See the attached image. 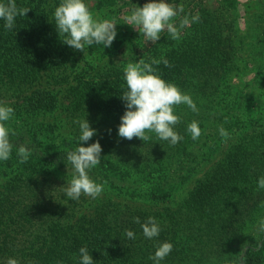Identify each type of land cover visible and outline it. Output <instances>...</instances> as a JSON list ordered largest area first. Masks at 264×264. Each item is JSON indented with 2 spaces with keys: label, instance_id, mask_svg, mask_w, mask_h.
Returning a JSON list of instances; mask_svg holds the SVG:
<instances>
[{
  "label": "trees",
  "instance_id": "1",
  "mask_svg": "<svg viewBox=\"0 0 264 264\" xmlns=\"http://www.w3.org/2000/svg\"><path fill=\"white\" fill-rule=\"evenodd\" d=\"M51 1L15 0L29 11L16 17L11 30L0 19V98H9L3 104L14 109L6 122L13 149L0 161V264L10 257L19 264H81L84 246L94 264H154L149 257L165 241L173 249L160 264H262L264 189L257 182L264 176V110L252 116L258 110L254 90L264 82V0L246 4L247 12L251 2L258 8L243 29L230 13L237 0H220L213 10L198 3L188 16L199 13L200 22L182 29L181 39L165 30L130 57L134 63L166 58L171 66L154 65L157 74L195 102L198 112L186 104L174 107L180 117L174 130L183 137L176 145L154 132H146L151 139L145 142L119 137L126 63L111 61L96 70L63 42L66 34L59 36ZM55 114L60 119L44 120ZM219 117L229 122L226 128L239 126L224 149L218 128L212 130ZM84 119L96 133L80 142L78 122ZM193 120L202 129L197 140L187 131ZM97 140L101 162L89 175L107 181L104 191L95 199L81 194L72 200L48 176H65L69 183L74 169L67 153ZM20 145L31 150L23 164ZM160 202L166 204L156 206ZM150 216L161 227L151 239L141 227ZM128 229L135 239L126 236Z\"/></svg>",
  "mask_w": 264,
  "mask_h": 264
},
{
  "label": "clouds",
  "instance_id": "2",
  "mask_svg": "<svg viewBox=\"0 0 264 264\" xmlns=\"http://www.w3.org/2000/svg\"><path fill=\"white\" fill-rule=\"evenodd\" d=\"M29 8H18L15 0H7V3L0 2V19L5 21L4 27L11 30L16 17L25 16ZM184 12L183 6L177 8L176 5L167 0H148L142 7H136L131 15L126 16L128 25L137 28L144 35L146 41L157 42L161 33L165 30L173 40L181 39V30L190 27L193 22H200L199 13L185 15L180 18L179 23L175 18ZM56 29L60 35L67 36L64 43L76 50L84 52L85 46L99 44L110 47L113 43L117 31L113 20H99L94 18L85 0H62L54 11ZM161 62L170 67L169 61L163 56L157 60L152 59L151 63L140 59L136 63L129 62L124 68V78L128 91L124 92L122 99L126 102V110L121 116L118 126V135L128 140L140 138L148 141L151 139L146 132H154L159 139L169 141L176 145L183 137L174 130V126L180 122V117L174 114V107L186 104L194 112H198L197 106L188 93H183L178 85L166 82L157 74L154 65ZM14 113L11 106H6L0 102V161L10 158L13 144L10 142V129L6 127ZM81 135L79 141L87 142L96 133V129L91 128L87 119L78 122ZM109 129V133H110ZM193 140L199 139L202 129L198 122L193 120L187 128ZM15 135L14 132L11 133ZM221 137H228V131L221 126L219 128ZM102 146L97 140L94 143L84 146L80 145L67 153V160L72 164L74 173L65 189L66 195L72 200L80 198L81 194L95 199L104 191L103 183H97L90 175V170L101 162ZM19 163H26L31 155V150L25 145L18 148ZM258 188L264 189V176L258 179ZM135 223H140L139 217L134 218ZM143 234L146 238L159 236L161 227L155 217H148L142 225ZM129 239H135L134 231L128 229L125 232ZM173 249L171 242L161 243L154 255L149 258L154 264H160ZM81 254V264H94L92 256L86 246L79 249ZM7 264H19L15 258H9ZM32 264V262H29ZM62 264V262H61Z\"/></svg>",
  "mask_w": 264,
  "mask_h": 264
},
{
  "label": "rangeland",
  "instance_id": "3",
  "mask_svg": "<svg viewBox=\"0 0 264 264\" xmlns=\"http://www.w3.org/2000/svg\"><path fill=\"white\" fill-rule=\"evenodd\" d=\"M250 0H237L235 5L230 8V13L234 14L236 16V24L239 25L241 29L244 28V22L246 20V17L252 14L253 12L257 11L256 6H254V3L251 2V7L246 9V4H248ZM62 2V0H52L51 5L53 6V9L55 11L56 7L59 6V4ZM86 4L88 5L89 9L92 11L94 18H97L99 20H113L116 24V31L117 35L111 44L110 47H104L103 45L99 44H93V45H86L84 49V52L81 51V53L87 58V61H91L93 63V66L96 70L103 68L106 64H109L111 61L114 63H119L120 65H124L123 63H126V65L129 62H132L131 56L135 54L136 48L139 46V44L143 43L145 39L142 32H140L137 28H135L132 25H128L126 23L125 17L131 15V12L136 7H142L145 3L148 2V0H119L114 5H107L103 3V0H85ZM167 2L174 4L177 6H183L184 12L180 13L178 16H185L191 14L194 7L197 6L198 3H200L202 6H205L209 10H213L221 4L220 0H179L178 2L176 0H167ZM249 14V15H248ZM176 19V18H175ZM74 49V48H73ZM80 51V50H79ZM137 52V51H136ZM134 63V62H132ZM240 82H243V74H240ZM71 77L69 78V80ZM236 81L235 84H237L238 80L234 79ZM45 78L41 79L39 81V86H44L45 84ZM52 85L50 87H56L59 88L60 85H58V82H52L50 81ZM253 99L256 102V106L258 110L253 114V118H257L260 114H258L259 111H263L264 109L260 110V107H264V82L262 83L261 87H257L254 90L253 93ZM11 102L9 98H0V102ZM221 110H224V107L220 108ZM242 112L243 109L239 108ZM59 114V113H57ZM57 114L53 117L46 116V119L44 120H55L60 119V117L57 118ZM240 121H243L244 123L247 122V119L243 116L242 113H240ZM263 115V114H261ZM264 116V115H263ZM60 121V120H57ZM221 121V122H220ZM241 123V122H240ZM64 125V123H63ZM229 125V122L225 119H222L219 117V119L216 120L214 124H212V130L214 128H219L223 126L228 133L235 132L236 129L239 127L234 128H226ZM66 129H62L61 132L64 133ZM67 132V131H66ZM230 138L223 137L222 139V149L226 148V145L228 142H230L232 139L226 140ZM218 155L216 154L214 158H216ZM211 162H207L206 165H203L201 168V171L204 170ZM5 176H3V179ZM49 180L58 186L61 189H66L68 187V180L65 176H59V175H53L48 176ZM67 183V184H66ZM66 184V185H65ZM178 201V198H171V204L175 205V203ZM136 206H142V207H150L155 206V204H152L151 202H143L141 200H132V203ZM166 204L163 202H160L158 205H164ZM264 264V261L263 263Z\"/></svg>",
  "mask_w": 264,
  "mask_h": 264
}]
</instances>
